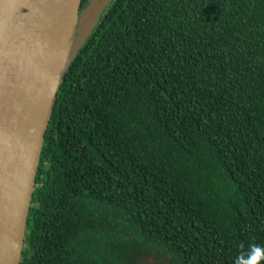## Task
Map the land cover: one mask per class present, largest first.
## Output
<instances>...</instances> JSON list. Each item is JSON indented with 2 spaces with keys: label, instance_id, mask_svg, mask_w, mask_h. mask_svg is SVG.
I'll use <instances>...</instances> for the list:
<instances>
[{
  "label": "trees",
  "instance_id": "trees-1",
  "mask_svg": "<svg viewBox=\"0 0 264 264\" xmlns=\"http://www.w3.org/2000/svg\"><path fill=\"white\" fill-rule=\"evenodd\" d=\"M250 245L264 0H113L59 91L20 264H234Z\"/></svg>",
  "mask_w": 264,
  "mask_h": 264
},
{
  "label": "water",
  "instance_id": "water-1",
  "mask_svg": "<svg viewBox=\"0 0 264 264\" xmlns=\"http://www.w3.org/2000/svg\"><path fill=\"white\" fill-rule=\"evenodd\" d=\"M113 0H0V264H20L66 73Z\"/></svg>",
  "mask_w": 264,
  "mask_h": 264
},
{
  "label": "clouds",
  "instance_id": "clouds-1",
  "mask_svg": "<svg viewBox=\"0 0 264 264\" xmlns=\"http://www.w3.org/2000/svg\"><path fill=\"white\" fill-rule=\"evenodd\" d=\"M249 248V252H241L237 256L234 264H260L264 260V248L257 245H250Z\"/></svg>",
  "mask_w": 264,
  "mask_h": 264
}]
</instances>
